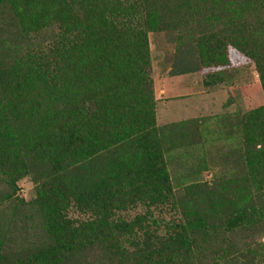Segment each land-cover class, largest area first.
Wrapping results in <instances>:
<instances>
[{
    "label": "trees",
    "instance_id": "obj_1",
    "mask_svg": "<svg viewBox=\"0 0 264 264\" xmlns=\"http://www.w3.org/2000/svg\"><path fill=\"white\" fill-rule=\"evenodd\" d=\"M154 33L174 46L168 76L225 67L230 47L264 95V0H0V264H263L264 104L221 119L240 174L173 180L168 158L208 140L206 120L157 125ZM167 204L217 214L154 217Z\"/></svg>",
    "mask_w": 264,
    "mask_h": 264
},
{
    "label": "rangeland",
    "instance_id": "obj_2",
    "mask_svg": "<svg viewBox=\"0 0 264 264\" xmlns=\"http://www.w3.org/2000/svg\"><path fill=\"white\" fill-rule=\"evenodd\" d=\"M151 46V78L153 80L154 95L156 99V123L165 126L172 122L186 119H205L201 129L204 139L208 140L197 145L193 150L175 151L170 157L169 171L173 176L183 177L191 173L189 178H183L184 182L192 180H204L210 182L214 177L227 173L240 174L241 170L234 168L232 159H226L225 153L234 146H239L238 134L234 138H224V124L221 119L234 113H245L264 104V95L261 91L258 75L254 64L248 58L228 48L229 64L219 68H203L200 72L185 74L177 78L168 76V71L173 58L174 46L164 40L162 33L150 35ZM225 81L206 87L204 81L208 80L209 74L221 70ZM176 77V78H175ZM170 90V91H169ZM220 130V131H219ZM179 156H176L178 155ZM179 162L181 166L178 165ZM200 164H207V168L198 174L189 169H196ZM187 172V173H186ZM227 177V176H225ZM176 180V179H175ZM18 197L26 200L34 196V185L29 178H23L18 182ZM163 209L161 213L160 208ZM154 217H163L168 220H179L180 213L170 209V204L152 208ZM71 217L78 216L69 210ZM145 213V207L136 205L120 215L127 220L136 215ZM217 211L213 206L210 209H202L195 213H188L181 219L194 223L196 219L213 220ZM264 264V261H263Z\"/></svg>",
    "mask_w": 264,
    "mask_h": 264
},
{
    "label": "crops",
    "instance_id": "obj_3",
    "mask_svg": "<svg viewBox=\"0 0 264 264\" xmlns=\"http://www.w3.org/2000/svg\"><path fill=\"white\" fill-rule=\"evenodd\" d=\"M180 76H182V75H180ZM180 76H176V77L179 78ZM176 77H175V78H176ZM169 91H170V90H169Z\"/></svg>",
    "mask_w": 264,
    "mask_h": 264
}]
</instances>
